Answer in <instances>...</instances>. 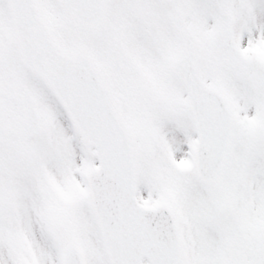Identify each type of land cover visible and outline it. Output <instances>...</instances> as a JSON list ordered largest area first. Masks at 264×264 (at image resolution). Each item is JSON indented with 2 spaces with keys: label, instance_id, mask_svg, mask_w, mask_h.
<instances>
[{
  "label": "snow or ice",
  "instance_id": "snow-or-ice-1",
  "mask_svg": "<svg viewBox=\"0 0 264 264\" xmlns=\"http://www.w3.org/2000/svg\"><path fill=\"white\" fill-rule=\"evenodd\" d=\"M0 264H264V0H0Z\"/></svg>",
  "mask_w": 264,
  "mask_h": 264
}]
</instances>
